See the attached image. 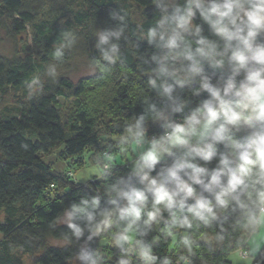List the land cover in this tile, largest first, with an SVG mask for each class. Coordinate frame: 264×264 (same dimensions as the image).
<instances>
[{"label":"clouds","instance_id":"clouds-1","mask_svg":"<svg viewBox=\"0 0 264 264\" xmlns=\"http://www.w3.org/2000/svg\"><path fill=\"white\" fill-rule=\"evenodd\" d=\"M150 4L155 19L146 29L137 22V40L126 35L130 14L117 10L111 26L95 33L93 63L110 69L127 42L146 72L148 95L117 143L103 141L92 161L104 187L83 182L50 228L63 226L65 245L75 246L69 264H105L96 246L104 236L114 264H174L155 252L158 228L177 237L179 264H196L197 248L206 264L203 250L225 244L241 260L264 264V0ZM67 46L55 50L57 60ZM47 75L55 78L56 64ZM27 87L30 95L41 89L40 78ZM150 126L161 134L150 137ZM130 146L124 171L115 149Z\"/></svg>","mask_w":264,"mask_h":264},{"label":"trees","instance_id":"trees-1","mask_svg":"<svg viewBox=\"0 0 264 264\" xmlns=\"http://www.w3.org/2000/svg\"><path fill=\"white\" fill-rule=\"evenodd\" d=\"M48 1L49 7L45 9L43 0H0V24L2 18L10 19L13 35L21 34L29 26L34 46L44 53L41 57L45 64L57 60L54 55L57 48L69 46L78 37L91 39L98 29L111 26L109 14L114 10L129 13L124 3L127 0H64L65 9L61 11L54 8L55 0ZM129 1L142 8L146 29L155 19L150 0ZM74 6L77 8L73 9ZM136 33L137 24L130 20L126 35L137 40ZM140 43L143 51L145 45ZM121 47L123 56L114 65L117 73L105 72L94 64L99 59L98 53L88 49L91 64L100 73L92 77L89 86L82 80L75 85L64 76L39 77L44 65L35 58L0 57V98L10 88L21 92L14 106L0 110V264H17L14 250L28 255L41 253L37 264H69L67 258L75 246L65 245L63 226L53 230L50 225L57 222L67 202L75 198L72 193L82 186L74 183L67 172L53 171L41 155L55 149H61L64 158L78 156L84 150L99 152L104 145L94 128L93 103H101L110 115L120 119H129L143 110L148 95L146 72L138 62L136 49L125 41ZM66 59L68 51L57 61ZM34 77L40 78L42 88L30 95L27 85ZM84 95L88 98L85 107L88 109L76 111L71 118L61 114L60 100H74L77 104ZM196 103L193 100L190 107ZM160 134L158 127L150 126V137ZM125 161L123 165L115 161V165L126 171L129 160ZM77 163L81 164V160ZM96 181L99 191L104 185L100 178ZM151 238L160 241L155 249L157 255H170L174 264H179L181 250L176 244L177 237H166L158 228ZM102 240L107 242L101 244ZM96 246L108 248V237L98 238ZM201 251V248L195 250L196 264H201L196 259ZM260 251L264 254V243ZM203 252L206 264H231L228 257L238 249L225 244L214 252L207 249ZM105 264L112 261L108 259ZM133 264H136L135 258Z\"/></svg>","mask_w":264,"mask_h":264},{"label":"rangeland","instance_id":"rangeland-1","mask_svg":"<svg viewBox=\"0 0 264 264\" xmlns=\"http://www.w3.org/2000/svg\"><path fill=\"white\" fill-rule=\"evenodd\" d=\"M43 8L47 9L49 7V1L43 0ZM49 3V4H48ZM53 6L54 8L61 10L65 9L64 0H55ZM126 5V10L130 14V20L137 24L140 19H143L142 8L134 4L132 1H124ZM77 7H73V9ZM70 9H67L69 11ZM11 20L7 18L1 19L0 24V57L7 59H28L35 58L40 63H42V57L44 53L42 50L34 46L33 43V32L29 26L21 34L13 35L10 31ZM95 44V34H93L91 39H85L84 37H78L69 46L65 48L68 51V59L63 62L53 60L49 63H42L44 65L43 70L39 77L42 75L46 78L47 69L49 65L56 64L57 75L64 76L68 78L73 84L77 85L80 80L84 81L86 86L91 83L92 77L100 74L99 71L92 66L89 56L88 49H94ZM42 56V57H41ZM100 72H103L101 69ZM105 72L117 73L116 67L113 65L110 69H105ZM119 77V76H118ZM118 77H116L115 82H117ZM52 78V77H50ZM109 83V82H108ZM37 91V90H36ZM34 91V92H36ZM21 96V92H16L12 88L8 89L7 94L0 98V110L2 111L5 107L14 106ZM62 102L61 114L65 117L71 118L74 113L80 109L86 110V103L88 98L86 95L82 96L79 103L74 104V100H60ZM92 113L94 120V128L97 135L103 141H109L116 144L120 135L124 132V126L129 123V119H120L110 115L107 110L101 105V103L92 104ZM132 150V147H128ZM123 149L117 147L115 149L117 154L125 155V151L129 149ZM98 152L92 150H84L80 155L75 157L64 158L61 149H55L48 154H42L41 157L44 161L50 164L53 171L57 173L67 174L68 177L72 178L74 183H78L82 186V183L91 179H99L95 168L92 165V161ZM133 155V153H132ZM132 156L129 157L130 161ZM81 160V164L77 163ZM119 162L126 163L123 157H118ZM1 237V236H0ZM106 237V236H105ZM107 241L102 240L101 244H105ZM261 246V245H260ZM103 250V249H102ZM113 247L109 242L108 248L103 250V255L105 257V262L110 259L112 264H114L113 258ZM41 253H36L33 255L24 254L21 251L14 250L13 255L17 264H37L36 259ZM231 264H251L252 260H241L239 258L238 252L231 253L228 257Z\"/></svg>","mask_w":264,"mask_h":264},{"label":"crops","instance_id":"crops-1","mask_svg":"<svg viewBox=\"0 0 264 264\" xmlns=\"http://www.w3.org/2000/svg\"><path fill=\"white\" fill-rule=\"evenodd\" d=\"M129 149V148H128ZM128 151H130V152H128ZM128 151H125V155H120V154H117L116 153V159H115V161H117V162H119L120 160H118V157H123L124 156V159H128V157H129V153H130V156H132V153L134 154V152H135V149L134 148H132V150L131 149H129ZM262 244V243H261Z\"/></svg>","mask_w":264,"mask_h":264}]
</instances>
